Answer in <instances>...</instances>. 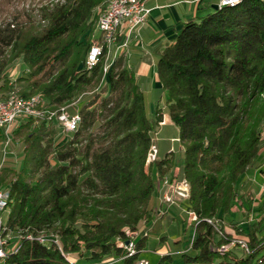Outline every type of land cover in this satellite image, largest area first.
Returning <instances> with one entry per match:
<instances>
[{
	"label": "trees",
	"instance_id": "16d2710c",
	"mask_svg": "<svg viewBox=\"0 0 264 264\" xmlns=\"http://www.w3.org/2000/svg\"><path fill=\"white\" fill-rule=\"evenodd\" d=\"M10 1L0 0V15ZM107 2L57 0L34 16L0 18V99L13 89L8 68L17 58L25 70L16 81L23 84L17 93L38 95L52 109L106 77L103 88L72 106L81 121L69 137L55 135L53 122L36 119L33 126L24 121L30 117L12 129L22 139V164L19 169L4 164L0 185L10 193L5 224L22 237L3 264H101L109 255L135 264L144 238L137 239V251L129 257L113 240L124 239L126 229L135 230L151 217L153 176L160 181L170 171L171 180H186V207L196 217L195 253H182L178 264H264V235L243 231L248 252L235 260L213 246L214 221L242 200V176L264 147V0L210 7L184 21L159 51L155 73L181 151L175 169L170 145L146 162L162 113L156 107L154 117L147 116L144 93L124 54L116 56L105 75L104 52L91 69L85 68ZM253 190L249 183L248 200ZM43 230L59 236L61 249L26 238ZM65 253L84 261L72 263ZM156 264L175 263L166 254Z\"/></svg>",
	"mask_w": 264,
	"mask_h": 264
},
{
	"label": "rangeland",
	"instance_id": "374dc122",
	"mask_svg": "<svg viewBox=\"0 0 264 264\" xmlns=\"http://www.w3.org/2000/svg\"><path fill=\"white\" fill-rule=\"evenodd\" d=\"M52 1L55 2L57 0H12L3 6L0 18H2L3 16L9 18L11 14H15V13L34 16L37 15L38 9L41 6L47 5ZM156 2H159V5L161 6L159 9L153 10L152 13L150 14L151 22L153 20L152 17H155L156 14L159 15L162 13L172 14L173 11L172 10L173 8H171L169 5L171 3V0H156ZM216 2L218 3V0ZM210 7L211 6L208 1H203L198 14L199 15L204 14L207 10H210ZM103 10L100 11L98 18L100 14L103 12ZM98 18L91 37L92 44H95L97 39L96 37L99 34ZM117 37H118V33H117ZM101 58L105 63L104 57L102 56ZM101 58L99 60H101ZM107 63H109V61ZM103 74L105 75L104 72ZM21 75H25V70L23 68L21 60L17 58L10 64L8 68V77L11 82L10 84L13 85V89L10 90V92L12 91L17 93L18 88L21 87V85H23L22 82L19 81L16 82L18 79H20ZM138 83L141 90L144 93L145 112L147 116L151 118L154 117L155 108L158 107L160 108V113H162V119L168 117L166 114V108L162 97L161 85L158 82V78L156 74L142 77L140 78ZM105 84H106V77L102 76L97 86L80 93L75 99H73L67 105L56 107L54 109L55 110L65 109V111L67 112H75L76 109L72 107L73 105L76 104L77 106H79L84 101V97L86 95H89L94 91L100 90L105 86ZM33 96L39 97L38 95L35 94ZM39 100L45 103V99H43L42 97L41 98L39 97ZM47 108L48 107H46V109ZM48 109L52 110V108H48ZM27 120H31L33 126L38 124V122L35 121L36 120L35 118L24 119L25 122ZM160 125L161 124L159 123L158 127H156L155 130H157V128H159ZM56 127L57 128H55V132H56L55 135H57L58 137H69L71 135V133H66L62 131V129L59 128L58 126ZM169 129H172V132H169ZM173 131L174 130L172 127L165 126L162 132H159L157 134L155 133L152 134L154 136L153 138L155 140L157 149L160 152H164L165 150L169 149L168 148L169 145L175 148V155L173 157V163H172L173 165L171 169L172 168L175 169V167H177L182 162L181 151L179 149L180 144L178 142V139L175 140L171 139V137H173V135L175 134V132L173 133ZM262 136L264 137V129L262 131ZM9 137L10 139L6 143L5 142L6 137L4 136V134H0V163L2 162V167L5 164V165H10L14 169H19L22 164V142H21L22 139L21 137H19V135L13 136V133H10ZM4 151L6 153L5 156H4ZM3 156L5 158L2 161ZM255 160L262 162L261 167L264 170V154L258 155L255 158ZM51 163L53 164L54 160H51ZM171 174L172 172L170 171L168 174H166V176L170 178ZM259 176L260 173H258V176L256 178L254 177V180L252 176H248L247 174L242 176V180H241L242 182L239 184V188H238L239 195L243 194L242 200L237 202L233 206L231 211L227 215H225L222 220L214 221V229L216 231L215 241L213 243V246L215 247L214 249H216L221 254L228 253V258H232V260L238 259L239 257L243 256V254L248 252V243H247L248 238L243 235V231L244 232L252 231L256 233V236L264 235V176H262L263 180ZM153 178L156 184V188L150 198L149 203L150 206H152L155 209H153V213L151 217L148 220L145 219L141 220L135 230H130V229L127 230L130 231L143 230L147 233V236L142 237L144 238V240H146L145 241L146 252L144 254L142 253L141 256L144 257V259L147 260L149 264H154L153 262L155 260L157 261L160 256L168 254L167 252L169 251H172V254H168V255L172 256L173 262L175 264H178L181 262L182 249L188 248L186 249V251H184L185 253L188 254L195 253V251L191 248V243L194 238V221H196V217L193 212L187 210L186 207L187 198H181L175 195L174 202L172 204L167 205L161 202L162 200L158 187L159 181L155 174ZM249 183H252L254 187L252 200L251 199L248 200V197L246 196ZM6 214L7 212H5L3 215L4 220L6 218ZM37 234L43 235L50 242L49 244L47 243L48 246L51 245V243H54L59 249H61L59 236L54 232H52L51 230L49 231L43 230L38 232ZM21 237L22 236H20L16 232L12 233V241H14L12 247L14 246L16 247L17 245L18 248L17 241H19ZM52 239L54 240V242L52 241ZM218 239H224V240L226 239V241L223 242V244H216ZM155 240L157 241V243ZM117 241L118 238L113 240L115 245L117 244ZM161 243H165L167 252L160 251L159 252L160 256H159L155 254L154 250H158L159 248H161L162 246ZM179 249L180 251H175ZM64 255L66 259L72 263H79L81 261H84L83 259L78 258V255L75 253H65ZM142 259L138 257L136 262ZM100 262L101 264H123L122 257L116 255L105 256Z\"/></svg>",
	"mask_w": 264,
	"mask_h": 264
},
{
	"label": "built area",
	"instance_id": "2783aa9c",
	"mask_svg": "<svg viewBox=\"0 0 264 264\" xmlns=\"http://www.w3.org/2000/svg\"><path fill=\"white\" fill-rule=\"evenodd\" d=\"M230 0H218V5L225 4ZM133 0H117L112 6H108V12L103 13V21L100 24L99 35L95 44L90 46V56L85 64V68L91 69L96 60V56H100V48L103 38H108V35L112 32L115 25V13H122L124 17H127V29L125 34V39L114 44V54L112 58H109V68L112 65L114 59L117 56L118 50L125 48L128 44V39L132 33L139 29L147 20V17L150 12V8L145 5H142L140 13L138 16H131V7ZM24 117L35 118L37 120H43L46 122H54L62 131L70 133L72 127H78L81 121L80 114L75 112H67L65 110H49L46 109V106L41 101H32V105H21L20 107L13 109V111H6L3 109L0 113V119L3 125H6V130H8V141L10 139L9 135L12 133V128L15 124ZM163 121L160 122L162 124ZM7 145V144H5ZM172 150V148H171ZM157 146L153 142L148 150L149 154V163L154 161L157 157ZM4 151V156H5ZM2 161L4 160V157ZM2 169V162L0 163V173ZM5 189L0 191V223H2V217L7 207H5ZM159 193L161 196V202L164 204L170 205L174 202V196L181 198H187V186L186 180H171V178L165 176L159 181ZM194 218V217H193ZM125 238L118 239L117 246L125 251V255H134L136 253V241L143 236H147L145 231H130L125 230ZM26 238L35 239L42 244H49L50 242L43 235L27 234ZM54 242V240L52 239ZM51 241V242H52ZM12 231L5 226H2L0 231V257L3 255V252L11 249L12 244ZM135 264H149L147 260L142 259L137 261Z\"/></svg>",
	"mask_w": 264,
	"mask_h": 264
},
{
	"label": "crops",
	"instance_id": "0c3cea01",
	"mask_svg": "<svg viewBox=\"0 0 264 264\" xmlns=\"http://www.w3.org/2000/svg\"><path fill=\"white\" fill-rule=\"evenodd\" d=\"M203 1H208L210 3L217 0H171V3L169 5L171 8H173L172 14H156L155 17H152L153 20L151 22L150 14L153 10L159 9L161 5H159V2H156V0H146L147 6L150 8V12L146 22L141 27H139L138 30L131 34L128 39L127 46L117 52V56L124 54L127 67L134 71L137 83L142 77L156 74L155 64L158 58L159 51L165 45L172 41L184 21L193 19L195 16H197ZM126 29L127 25L123 23L118 31L119 33L117 37V43H120L125 39ZM165 126L173 128V133L175 132V134L173 135V137H171V139L175 140L178 129L168 117H165L163 119V123L160 125L157 133L162 132ZM169 132H172V129H169ZM263 154L264 147L258 155ZM261 166L262 162L255 160V163L252 166L253 169L251 167L247 175L252 176L254 180V177L256 178L258 176V173H260L259 177L263 180L262 176H264V170ZM152 209L155 208L152 207ZM161 245V248H159L158 250H154L156 255H159L160 251L167 252L165 243H161ZM186 249L188 248L182 249L181 252L184 253ZM175 251H180V249ZM145 252L146 250L144 245L139 253V258L144 259V257H142L141 255ZM167 253L172 254V251H169ZM157 261L155 260L153 263L156 264Z\"/></svg>",
	"mask_w": 264,
	"mask_h": 264
},
{
	"label": "bare ground",
	"instance_id": "6f19581e",
	"mask_svg": "<svg viewBox=\"0 0 264 264\" xmlns=\"http://www.w3.org/2000/svg\"><path fill=\"white\" fill-rule=\"evenodd\" d=\"M238 1L239 0H230L229 2H225V4H221V5H233V4L237 3ZM115 2H117V0H108V2L106 3V7H105L104 11L100 14V16L98 18L99 30H100V24L103 21V13H107L108 12V6H112ZM145 4H146V0H133L132 7H131V16H138V13H140L142 5H145ZM221 5H219V6H221ZM123 23H125L127 25V17H124L122 15V13H115L114 29L108 35V38L102 39V44H101V48H100V55L102 54V52L105 53V56H104L105 57V63L103 65V72L105 74L109 69V63H107V62L109 61V58L113 57V54H114V44H116V42H117V33H119L118 30ZM96 41H97V39H96ZM89 56H90V49L87 53L85 64H86ZM98 58H99V56H96V60L94 62V65L97 63ZM32 101H40V100H39V97H37V96H31V97L25 98V97L19 96L15 92L11 91L10 93H8V95L5 99L0 100V113L3 109H5L6 111H13V109L18 108L21 105H32ZM60 110H65V109H60ZM77 128L78 127H72L70 133L74 132ZM0 134H4V136L6 137L5 142L7 143L8 142V130H6V125L2 124L1 119H0ZM146 159H147V162H149V154H147ZM3 189H5V188L0 185V191ZM9 197H10L9 190L6 189V191H5V207H6L8 200H9ZM5 212H6V210H5ZM2 226L7 227V225L5 224L4 217H2V223H0V231L2 230ZM17 243H18V241H17ZM16 250H17V245H16V247L15 246L11 247V249H9L6 252H3V255L0 257V264L3 263L4 259L6 258V256L8 254H10ZM127 256H130V255H127Z\"/></svg>",
	"mask_w": 264,
	"mask_h": 264
},
{
	"label": "water",
	"instance_id": "95a60500",
	"mask_svg": "<svg viewBox=\"0 0 264 264\" xmlns=\"http://www.w3.org/2000/svg\"><path fill=\"white\" fill-rule=\"evenodd\" d=\"M218 6H219L218 3H215V4L211 5V7L214 8V9L218 8Z\"/></svg>",
	"mask_w": 264,
	"mask_h": 264
}]
</instances>
